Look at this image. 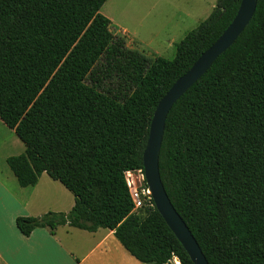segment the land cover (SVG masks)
<instances>
[{"label": "trees", "instance_id": "16d2710c", "mask_svg": "<svg viewBox=\"0 0 264 264\" xmlns=\"http://www.w3.org/2000/svg\"><path fill=\"white\" fill-rule=\"evenodd\" d=\"M106 1L0 0V119L25 145L7 164L22 187L46 172L75 197L68 212L20 216L17 226L27 236L106 228L142 262L195 264L154 200L134 210L126 172L144 170L158 103L241 0H217L172 59L126 46L101 13ZM160 172L209 264H264V0L173 105Z\"/></svg>", "mask_w": 264, "mask_h": 264}, {"label": "crops", "instance_id": "0c3cea01", "mask_svg": "<svg viewBox=\"0 0 264 264\" xmlns=\"http://www.w3.org/2000/svg\"><path fill=\"white\" fill-rule=\"evenodd\" d=\"M110 4L108 15L114 21L117 17L112 12L113 2ZM127 32L114 34L134 48ZM0 129V264H155L138 260L106 228L91 232L62 225L54 232L46 227L35 229L29 236L21 232L16 223L18 217H35L48 211L68 212L75 197L64 185L57 187L58 180L46 172L37 184L22 187L7 158L23 153L25 145L3 121ZM18 149L21 152L17 153Z\"/></svg>", "mask_w": 264, "mask_h": 264}, {"label": "water", "instance_id": "95a60500", "mask_svg": "<svg viewBox=\"0 0 264 264\" xmlns=\"http://www.w3.org/2000/svg\"><path fill=\"white\" fill-rule=\"evenodd\" d=\"M258 0H241L238 12L223 34L179 77L158 103L144 150V172L157 210L183 244L195 264H209L199 242L175 208L160 172V153L166 120L173 105L208 71L214 61L237 40L252 19Z\"/></svg>", "mask_w": 264, "mask_h": 264}, {"label": "rangeland", "instance_id": "374dc122", "mask_svg": "<svg viewBox=\"0 0 264 264\" xmlns=\"http://www.w3.org/2000/svg\"><path fill=\"white\" fill-rule=\"evenodd\" d=\"M111 2L117 17L112 21L114 33L127 30V38L135 49L150 57L172 59L176 44L211 14L217 0H109L101 9L107 17ZM55 185L63 187L60 181ZM172 264H176L175 259Z\"/></svg>", "mask_w": 264, "mask_h": 264}, {"label": "built area", "instance_id": "2783aa9c", "mask_svg": "<svg viewBox=\"0 0 264 264\" xmlns=\"http://www.w3.org/2000/svg\"><path fill=\"white\" fill-rule=\"evenodd\" d=\"M126 180L135 211L142 208L144 205H153L152 193L146 181L144 170L136 169L127 171ZM176 259L178 258H175V260Z\"/></svg>", "mask_w": 264, "mask_h": 264}, {"label": "bare ground", "instance_id": "6f19581e", "mask_svg": "<svg viewBox=\"0 0 264 264\" xmlns=\"http://www.w3.org/2000/svg\"><path fill=\"white\" fill-rule=\"evenodd\" d=\"M175 262L176 264H180L179 259H176Z\"/></svg>", "mask_w": 264, "mask_h": 264}]
</instances>
